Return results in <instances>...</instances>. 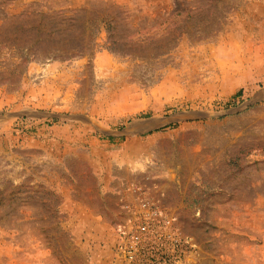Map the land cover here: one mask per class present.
Returning a JSON list of instances; mask_svg holds the SVG:
<instances>
[{"label":"rangeland","instance_id":"rangeland-1","mask_svg":"<svg viewBox=\"0 0 264 264\" xmlns=\"http://www.w3.org/2000/svg\"><path fill=\"white\" fill-rule=\"evenodd\" d=\"M141 222L143 264H264V0H0V264Z\"/></svg>","mask_w":264,"mask_h":264},{"label":"built area","instance_id":"built-area-1","mask_svg":"<svg viewBox=\"0 0 264 264\" xmlns=\"http://www.w3.org/2000/svg\"><path fill=\"white\" fill-rule=\"evenodd\" d=\"M140 210L145 211L144 214H139L140 219H150L156 216L159 211L155 208L153 203L147 201H141L139 204ZM149 224L147 222H141L135 230H130L128 233L127 243L125 245V252L130 261L135 264H143L141 261H137V254L141 253L144 240L150 235Z\"/></svg>","mask_w":264,"mask_h":264}]
</instances>
